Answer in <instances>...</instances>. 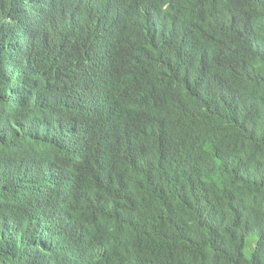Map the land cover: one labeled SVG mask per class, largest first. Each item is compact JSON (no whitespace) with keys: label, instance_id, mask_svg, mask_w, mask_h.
Listing matches in <instances>:
<instances>
[{"label":"clouds","instance_id":"clouds-1","mask_svg":"<svg viewBox=\"0 0 264 264\" xmlns=\"http://www.w3.org/2000/svg\"><path fill=\"white\" fill-rule=\"evenodd\" d=\"M174 2L177 6H187L185 10L192 16L181 17L179 21L170 0H110L97 16L93 0H0V56L6 46L5 38L11 41L6 47L15 52L5 61L0 59V74L6 73L8 79L0 97L14 95L17 84L19 88L27 89L15 101L26 112V124L31 130L27 135L13 136L16 159L11 169V181L17 187L20 184L21 188L11 191L31 197L35 205L31 224L38 219L49 238L59 230L81 232L84 223H78V205H83L91 194L99 205L108 193L99 185L98 179L100 142L116 133L121 117L132 114L157 143L155 148L137 152L142 154L140 160L146 163L141 172L157 176L156 186L142 185L137 188V193L157 195V185L163 184L174 186L177 191L169 200L161 224V230L165 226L173 231L158 232L153 236L152 246L145 244L131 251L153 257L162 264H231L224 256L216 263L210 252L212 248L222 251L224 223L233 213L242 192L239 175L247 157L244 143L249 126L240 121L230 127L225 146L236 155V163L217 184L212 174L198 172L196 162L201 157L176 153L186 143L194 113L202 119L208 109L203 97H188L189 84H194L195 80H198L196 85L204 83L214 103L223 105L226 102L220 98V93L225 84L236 77L227 68L221 69L225 58L212 51L214 44L208 48L203 46V52L188 56L195 62L189 72L194 75L193 80L174 64L167 62L168 65H164L158 58L156 52L168 45V39L174 34L177 42L181 37L179 30L185 31L192 17L202 13L195 9L198 2ZM240 8L247 10L246 15L254 16L257 24L259 17L264 19V0H240ZM169 9L174 12V17ZM139 19L143 21L137 22ZM211 19L214 26L229 24L230 39L235 44L230 49L232 53H238L247 43L246 24L231 13L227 18L215 16ZM52 34L60 43L64 38L66 40L62 58L45 53L52 51ZM100 40L102 46L92 49ZM38 41L41 47L36 48ZM115 44H123V47L113 56L107 47ZM215 44L219 47L222 43ZM69 56L71 59L68 60ZM29 59H35L38 65H29ZM98 64L102 66L101 74H95L99 70ZM159 71L165 73L161 77L164 81L152 86L153 76ZM200 73L203 75L199 76ZM55 100L60 101L56 104ZM186 104L193 113L185 110ZM62 113L69 118L62 141L82 151L85 156L79 161L84 165L78 169L69 163L56 164L53 172H42L38 164L42 155L40 144L50 141L44 144L48 146L56 141L57 129L51 128V120L59 119ZM72 120L84 121L74 125ZM99 121L101 125H98ZM207 126V122L200 126L203 135L208 134ZM10 141L11 138L4 145ZM17 148L22 151L17 152ZM12 155L2 153L3 158ZM117 172L126 173L128 168L122 163ZM129 173L136 177L134 167ZM44 175L59 182L46 186L42 180ZM201 182L203 187L198 188ZM62 196L63 201H60ZM31 206L29 200L19 206H0V213L5 224L11 225L17 215H26ZM122 207L121 202L116 203L118 211ZM122 222L126 223L123 218ZM250 238L253 237H248L246 247L250 245L253 250L254 239ZM123 242L118 244L123 245ZM158 244L162 247H157ZM94 245L91 243L92 247Z\"/></svg>","mask_w":264,"mask_h":264},{"label":"trees","instance_id":"trees-1","mask_svg":"<svg viewBox=\"0 0 264 264\" xmlns=\"http://www.w3.org/2000/svg\"><path fill=\"white\" fill-rule=\"evenodd\" d=\"M108 1L110 0H93L96 16ZM170 1L179 21L181 17L192 16L188 10H185L187 6H177L174 0ZM188 1L198 2L195 9L202 13L192 17V22L185 31L179 30L181 37L177 42L174 41L173 34L167 41L168 45L155 51L158 58L164 61V65L174 64L180 72L193 80L195 77L189 72H192L191 67H194L195 62L188 56L203 52V46L208 48L214 44L212 51L225 58L224 63L221 62V69L227 68L236 78L225 84L220 93V98L226 102L223 105L214 103L204 83L196 85L198 80H195L194 84H189L188 97H203L208 103V109L204 112L202 119L194 113L193 125L187 133L186 143L176 153L187 157H201L196 162L198 172L212 174L217 184L234 169L236 163V155L225 146V137L230 127L240 121L248 124V137L244 143L247 157L241 164L239 175L242 192L233 213L224 223L221 247L223 256L230 262L264 264V19L259 17L260 22L257 24L254 16L246 15L247 11L242 12L240 0ZM169 11L174 17V12L171 9ZM230 13L243 21L248 29L247 43L243 44L238 53H232L230 49L235 44L230 39L229 24L214 26V21L211 19L215 16L227 18ZM141 21L143 19L137 22ZM190 36L195 41L193 50L185 48L186 45L190 46L188 43ZM50 39L53 42L52 51L43 50L42 52L49 53L52 57L61 56L62 58L65 55L62 50V46L66 45L65 38L60 43L52 34ZM214 40L215 43L222 44L218 47L213 43ZM47 41L48 39L44 41L43 46L47 44ZM35 46L41 47L39 41ZM122 47L123 44L110 46V53L114 56L122 50ZM10 52L11 57L15 52L12 50ZM172 52L174 53L170 54ZM28 64L38 65L35 59H29ZM164 74L163 71L155 73L152 86L162 84L164 80L161 77ZM202 75L200 73L199 76ZM7 81V74H0V95L7 86ZM59 101L55 100V103L58 104ZM185 110L193 113L189 104L185 105ZM26 118L28 117L24 110L16 111L10 102L7 103L3 97H0V206H19L28 200L32 204L30 211L24 216L17 215L11 225L5 224L0 213V264H57V261H60L59 252H68L71 255L80 252V260L86 258L87 264L96 262L97 264H162L153 257L131 251L141 243L152 246L153 236L158 232L162 233L161 225L157 230L151 225L158 221L159 208H150L147 220H142L130 232L126 229L127 224L122 222V213L117 210L116 200L112 195L113 192L122 188L119 175L125 172H117L120 165L125 161L134 165L142 155L137 153L138 151L157 147L155 139L138 125L134 116L129 114L121 117L116 133L103 138L100 142L101 164L98 179L99 185L108 192L107 197L98 205L93 201L94 194H91L83 205H78V223H84L81 232L59 230L51 238L38 219L35 218V224H31V218L35 217V205L31 197L21 196L19 193L13 194L11 191L17 188L11 181V169L16 159L14 148L16 143L13 136L20 133L27 135L31 131L30 126L26 124ZM204 122L208 123L207 135H203L200 128ZM10 138L11 141L5 146L4 144ZM16 150L22 151L19 148ZM65 150L73 152L67 156L76 158L83 156L82 151L73 145L69 149H62L63 154ZM2 153L6 155L13 153V155L3 158ZM50 164H52L51 161ZM125 166L129 173L130 166L127 163ZM150 175L153 174L135 173L136 177H143L146 182L144 185L151 187L155 185L156 179L151 178V182L147 183V177ZM157 186L159 194L148 193V195L163 198L169 204L167 199L174 197L177 188L164 184ZM197 187L202 188V182ZM8 189L9 193L6 194ZM92 232L96 235L93 240H90L89 234ZM136 235H141L150 242L145 243L142 238H136ZM250 236L254 238V241L252 254L248 256L245 247ZM119 241H121L120 244L123 242V245H119ZM15 243H22L23 249L20 248L15 252L13 247ZM91 243L95 245L92 247Z\"/></svg>","mask_w":264,"mask_h":264},{"label":"water","instance_id":"water-1","mask_svg":"<svg viewBox=\"0 0 264 264\" xmlns=\"http://www.w3.org/2000/svg\"><path fill=\"white\" fill-rule=\"evenodd\" d=\"M243 11H247V10H242ZM263 27V26H262ZM264 29V28H263ZM188 43H190V46H185L186 49L189 50H193L195 47V41L193 40V37L190 36L188 37ZM6 41V46L8 44L11 43L9 38H5ZM103 41H99L96 46L91 47L93 48H97V47H101ZM4 47L2 49V55L0 56V59L5 61L7 59H9L10 54H11V49ZM110 46H108L107 48H109ZM71 59V56H69L68 60ZM101 63V62H100ZM98 69H102V66H100V64L97 65ZM95 68V67H93ZM99 70L95 71V74H101V70L99 72ZM91 71V70H90ZM92 75H94V73L91 71L90 72ZM99 81H101V83H103V80L100 79ZM20 85L17 84L16 87L13 90V94L10 98L8 97V95H6V97L4 98V100H6L7 103H11L14 101V103L11 105L16 111L23 110L22 107H20V105H18V103L15 101L19 95L21 94L22 91H26L27 89L25 88H19ZM59 88L62 89V85H59ZM19 101H21V98L19 99ZM109 106H106V108H108ZM7 108V107H6ZM61 113V112H60ZM60 125H58L59 123ZM80 121H84V120H72V123L74 125H78L80 123ZM69 122V118L67 115H63V113L60 115L59 119H52L51 120V128H55L57 129L56 131V141L50 145H44V144H49V142H45V143H41L40 144V150L42 155L40 156V158H38V164L40 166V168H42V172H44V170H48V172H53L55 169L56 164L58 165H62L64 166L66 163H69L72 167L74 168H78L81 169L82 166L84 165V163L80 162L79 160L81 158H83L84 156H81L79 158H76L74 156H67L69 154H72L73 152H71L70 150H65V154L62 153V149H69L71 147V145L66 144L65 141H62V136L64 134V131L66 129V124ZM102 122L99 121L98 125H101ZM64 128V129H63ZM27 142V139H25ZM51 140V139H50ZM35 142V141H34ZM37 142V141H36ZM55 144H59L62 146H56ZM50 161L52 162V164H50ZM125 164L127 163L130 168H135V173L140 174L141 173V169L143 167L146 166V163H144V161L142 160H138L136 161V163L130 164L128 162H124ZM46 168V169H45ZM151 167H150V172H151ZM43 174V173H42ZM121 177L122 180V188L118 191H115L112 193L113 197L116 200V203L121 202L123 204V207L121 209H119V212L122 213V218L123 220H125L127 227L126 229H128L130 232L133 230V228L139 224L142 220H147V213L149 211L150 208L153 207H157L160 210V215L158 218V221L155 223H152L151 225L153 226V228L155 230H157L159 228V225L162 224L163 222V217L165 215L166 210L169 207V204L163 199V198H158V197H154V196H149L147 194H138V189L137 188H141L142 184L144 185L146 182L143 179V177H134L132 174L130 173H123L119 175ZM157 176L155 175H150L149 177H147L148 182H151V178H155ZM42 180L44 182V184H46V186L48 184L51 183H58L59 180L55 179V178H51L48 175H44L42 177ZM18 190H20L21 186L20 184L18 185ZM170 199V198H169ZM169 199H167V201H169ZM60 201H63V196L62 198H60ZM59 213V210H58ZM173 230L171 228L162 226V232L165 233H171ZM90 235V240H93L95 237V232H92L89 234ZM136 238H142L143 241L145 243H149L150 240L142 237L141 235H136ZM105 243V240H104ZM15 252L18 251V249H23L22 243H15ZM143 244H138L137 246L141 247ZM103 246V245H100ZM105 246V244H104ZM133 246H136V244H133ZM157 247L161 248L162 245L158 244ZM91 254V253H89ZM58 256L60 257V261H57V264H84L85 260H80L81 256H80V252L74 255H71L68 252H60L58 254ZM210 256L212 257V259L216 262L219 263L221 262V259L223 257V253L221 250H217L215 248L211 249L210 252ZM32 261V260H31ZM40 264V263H38ZM43 264V263H42ZM93 264H97L93 263ZM231 264H239V263H234L231 262Z\"/></svg>","mask_w":264,"mask_h":264},{"label":"rangeland","instance_id":"rangeland-1","mask_svg":"<svg viewBox=\"0 0 264 264\" xmlns=\"http://www.w3.org/2000/svg\"><path fill=\"white\" fill-rule=\"evenodd\" d=\"M250 239H254V238H250ZM246 254H247L248 256H251V254H252V247H251L250 245H248V246L246 247Z\"/></svg>","mask_w":264,"mask_h":264},{"label":"bare ground","instance_id":"bare-ground-1","mask_svg":"<svg viewBox=\"0 0 264 264\" xmlns=\"http://www.w3.org/2000/svg\"><path fill=\"white\" fill-rule=\"evenodd\" d=\"M98 69V68H97Z\"/></svg>","mask_w":264,"mask_h":264}]
</instances>
